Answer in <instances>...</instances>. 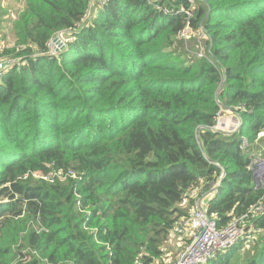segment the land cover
<instances>
[{
  "label": "trees",
  "instance_id": "trees-1",
  "mask_svg": "<svg viewBox=\"0 0 264 264\" xmlns=\"http://www.w3.org/2000/svg\"><path fill=\"white\" fill-rule=\"evenodd\" d=\"M93 1L25 0L0 45V264H174L175 224L211 189L218 228L259 237L206 264H264V0ZM228 109L241 127L215 129Z\"/></svg>",
  "mask_w": 264,
  "mask_h": 264
},
{
  "label": "built area",
  "instance_id": "built-area-1",
  "mask_svg": "<svg viewBox=\"0 0 264 264\" xmlns=\"http://www.w3.org/2000/svg\"><path fill=\"white\" fill-rule=\"evenodd\" d=\"M187 29L189 28H186L183 31V35ZM56 36H54L52 40H54ZM58 37L60 38L61 43L64 44H67V42L72 39L66 37L64 42L60 36ZM53 43L56 44V47H51V53L57 52L59 48V43L55 41H53ZM204 55L205 51H200L198 53V58H202ZM2 60L3 59H0V79L2 78L3 70L12 63V60L9 59H4V62H2ZM227 112L233 119L236 120L235 127L233 129H226L224 127L223 122L221 121L222 112L219 114V119L215 125V129L231 132L241 127L240 114L231 109H228ZM251 168L254 172L255 179L258 182L263 181L264 154L255 156L252 161ZM44 178L51 181L53 180L52 175H47ZM212 191L213 189L201 193V196L196 199L195 208L187 216L182 217L175 224L174 235L180 236L183 240H185L187 242V246L177 262L174 264H206L215 252L226 250L227 248L233 246L244 235L245 226L243 217L234 220L224 228H218L216 221L207 214L205 202L208 198V194ZM261 209L262 207L256 208V210Z\"/></svg>",
  "mask_w": 264,
  "mask_h": 264
},
{
  "label": "rangeland",
  "instance_id": "rangeland-1",
  "mask_svg": "<svg viewBox=\"0 0 264 264\" xmlns=\"http://www.w3.org/2000/svg\"><path fill=\"white\" fill-rule=\"evenodd\" d=\"M98 1L99 0H94L92 2V6L88 12L89 16L96 9V4ZM191 1L193 2L194 0H191ZM24 2H25V0H0V9L2 12L1 15H2V19H3V21L0 23V26H1V29H0V45L1 46L2 45H6L8 47L14 46L15 40H14V36L12 34V32H13L12 27H13L14 20L17 19L20 11L24 8ZM1 15H0V17H1ZM67 34H68L67 31H60V32L56 33L55 36L56 35L60 36L61 39L65 42V38L67 37ZM2 35H4V36L2 37ZM184 36L187 40V48H189L188 49V51H189L188 55H194V56L198 57V53L200 51H205L207 49L206 37L203 36L202 33L194 31V30L189 28L184 33ZM53 41L54 40H52V42H51V47L55 48L56 44H54ZM60 45L61 44H58L59 49H64L66 46V44H64L62 47ZM9 57H12V56L3 57L2 62L5 61L4 60L5 58L7 59ZM16 59H19V58H16ZM9 60H12V59H9ZM222 112L223 113L221 116V121L223 122V124H226L230 121L236 122V120L233 119L230 116V114H228L227 110L222 111ZM263 134L264 133L262 132L260 135H263ZM261 148L262 149L259 152H257L256 155H263L264 154V146H261ZM255 181L259 186L264 187V179H263V181H259V182L255 179ZM193 193H194V191L191 192V195H193ZM183 203H186V205L184 207H187L188 203H189V199H186ZM183 203H182V205H183ZM195 204H196V202H195ZM195 206L196 205H194V207L189 212H191L195 208ZM245 237L246 238H240V240L241 239L247 240L246 246L244 249H246L249 246V244H251V240L255 241L259 237V232L255 231V230H253L252 232L247 231ZM238 242H236L235 244H237ZM186 246H187V242L185 240H183L180 236H177V235L173 236V238H171L167 242V244L165 245L166 255L169 256L167 258L171 259L173 257V255L176 253H178L176 256V258H178L179 255L180 256L182 255ZM231 247H229V248H231ZM229 248H227V249H229Z\"/></svg>",
  "mask_w": 264,
  "mask_h": 264
},
{
  "label": "crops",
  "instance_id": "crops-1",
  "mask_svg": "<svg viewBox=\"0 0 264 264\" xmlns=\"http://www.w3.org/2000/svg\"><path fill=\"white\" fill-rule=\"evenodd\" d=\"M224 125V127L226 128V129H233L234 127H235V125H236V122L235 121H230V122H228V123H226V124H223ZM214 191V190H213ZM212 191V192H213ZM199 193V190H197V191H194V193H193V196L195 197V196H197V194ZM173 236H175V235H173ZM173 236H172V238H173Z\"/></svg>",
  "mask_w": 264,
  "mask_h": 264
},
{
  "label": "water",
  "instance_id": "water-1",
  "mask_svg": "<svg viewBox=\"0 0 264 264\" xmlns=\"http://www.w3.org/2000/svg\"><path fill=\"white\" fill-rule=\"evenodd\" d=\"M54 41L57 42V43H59V44H61V45H60L61 47L64 45V43H61V40H60V38H59L58 36H56V37L54 38ZM58 50H59V48H58ZM58 50H57V51H58Z\"/></svg>",
  "mask_w": 264,
  "mask_h": 264
}]
</instances>
